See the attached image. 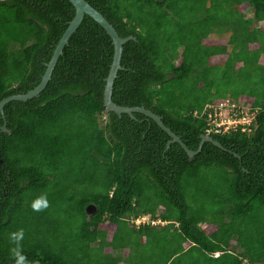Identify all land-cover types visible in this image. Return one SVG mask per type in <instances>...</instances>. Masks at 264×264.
I'll list each match as a JSON object with an SVG mask.
<instances>
[{
	"label": "trees",
	"instance_id": "1",
	"mask_svg": "<svg viewBox=\"0 0 264 264\" xmlns=\"http://www.w3.org/2000/svg\"><path fill=\"white\" fill-rule=\"evenodd\" d=\"M84 1L134 38L113 103L143 106L191 151L208 105L229 98L254 116L247 133H208L223 149L165 150L151 119L105 112L113 46L83 16L39 95L3 106L0 264H15L21 229L25 264H264V0ZM73 15L68 0H0V101L39 83Z\"/></svg>",
	"mask_w": 264,
	"mask_h": 264
},
{
	"label": "water",
	"instance_id": "2",
	"mask_svg": "<svg viewBox=\"0 0 264 264\" xmlns=\"http://www.w3.org/2000/svg\"><path fill=\"white\" fill-rule=\"evenodd\" d=\"M68 2L72 5L74 9V15L72 19L68 22L65 30L63 31L60 39L58 40L57 44L54 47L52 55L46 64L45 71L39 81V83L31 90L24 94H16L10 95L5 97L0 101V115L3 119L2 126L0 127V132H7L5 128V122L3 117V106L10 101H20L25 102L31 98L37 97L39 93L42 91L48 80L50 79V75L52 69L58 59V57L62 54L63 47L67 44V41L72 33L78 28L81 23L83 16H87L92 19L96 24H98L104 32L109 36L112 46H113V54L111 63L109 66L108 73L104 79V88L102 94V103L103 107L105 108V112H112L118 117L121 114L128 115L131 119H133V113H140L144 115L146 118L151 119L168 137L169 140L166 142L165 150L168 149L170 144L176 143L180 146V148L185 152L187 157L191 158L194 156L199 150L204 142H209L212 145L216 146L219 149H223L222 146L214 141L210 136L206 134L200 135V141L195 151L189 150L181 141L180 138L173 134L168 128H166L161 118L150 112L149 110L145 109L143 106L139 107H126V106H119L116 105L111 101V89L113 80L116 77V72L121 70L122 67L120 66V57L122 52V45L129 41L133 40L132 36H128L125 38H121L117 35L114 28L105 20V18L94 8H92L86 1L84 0H68ZM96 212V208L94 205H88L85 208V213L87 217L94 214Z\"/></svg>",
	"mask_w": 264,
	"mask_h": 264
},
{
	"label": "built area",
	"instance_id": "3",
	"mask_svg": "<svg viewBox=\"0 0 264 264\" xmlns=\"http://www.w3.org/2000/svg\"><path fill=\"white\" fill-rule=\"evenodd\" d=\"M223 112H225L224 115ZM253 116L254 111L247 103L226 98L216 105L207 106L205 134L208 135L210 132L224 134L237 130L247 133ZM145 218L147 217H137L132 222L135 225L150 222L148 219L145 221ZM150 223L153 224V222Z\"/></svg>",
	"mask_w": 264,
	"mask_h": 264
},
{
	"label": "clouds",
	"instance_id": "4",
	"mask_svg": "<svg viewBox=\"0 0 264 264\" xmlns=\"http://www.w3.org/2000/svg\"><path fill=\"white\" fill-rule=\"evenodd\" d=\"M31 208L34 211H39L43 208L47 207V200L43 197L34 200L31 203ZM24 236L23 230H17L16 232L9 233V239L15 244L14 248H10V252L12 256L15 257V264H25V258L20 254L19 251V242L22 240ZM32 264H38L37 261H33Z\"/></svg>",
	"mask_w": 264,
	"mask_h": 264
},
{
	"label": "rangeland",
	"instance_id": "5",
	"mask_svg": "<svg viewBox=\"0 0 264 264\" xmlns=\"http://www.w3.org/2000/svg\"><path fill=\"white\" fill-rule=\"evenodd\" d=\"M243 15H244V17H250V15H251V12H250V10L249 9H244L243 10ZM264 23H259L258 25H263ZM220 37H223V36H220ZM215 38V37H214ZM225 114V112H223V115ZM147 220V218H145V221ZM115 255H117V254H119L120 252H118V251H114L113 252Z\"/></svg>",
	"mask_w": 264,
	"mask_h": 264
}]
</instances>
